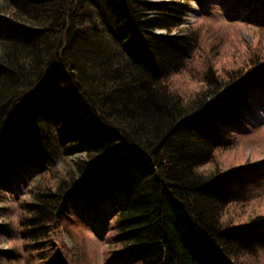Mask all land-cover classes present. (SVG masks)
Segmentation results:
<instances>
[{
	"label": "trees",
	"instance_id": "16d2710c",
	"mask_svg": "<svg viewBox=\"0 0 264 264\" xmlns=\"http://www.w3.org/2000/svg\"><path fill=\"white\" fill-rule=\"evenodd\" d=\"M163 1L0 0V203L19 201L26 247H53L90 200L121 264H258L264 213L246 209L264 160L218 157L264 98V58L224 75L205 63L181 93L173 76L191 69L197 30L171 33L191 3L264 33V0ZM8 212L0 241L14 234Z\"/></svg>",
	"mask_w": 264,
	"mask_h": 264
},
{
	"label": "rangeland",
	"instance_id": "374dc122",
	"mask_svg": "<svg viewBox=\"0 0 264 264\" xmlns=\"http://www.w3.org/2000/svg\"><path fill=\"white\" fill-rule=\"evenodd\" d=\"M161 2L163 0H154ZM163 2H166L163 1ZM193 12L184 17L183 25L172 34L184 35L197 30L196 51L190 61V70H184L173 76V83L181 93L196 90L198 83L192 75L200 76L205 63L212 64L213 73L224 75L232 68L247 63L254 51L258 50L264 58V33L244 27L240 23H232L228 15L229 8L215 3L207 8V12L198 10L195 3H191ZM158 35L165 31L155 32ZM200 47L199 51L197 49ZM197 78V77H196ZM264 100V99H263ZM248 114L245 130L236 134L241 146L226 152L218 157L223 162L234 164L236 160L251 162L264 160V104ZM237 156L238 158H235ZM240 160L238 162H240ZM227 164V163H226ZM264 183V181H263ZM252 199L250 208L246 211L264 213V184ZM9 210L8 219L14 230L11 239L1 238V249H15L16 256L11 260H2L0 264H120L113 260L117 245L111 244L113 231L112 223L106 227V218L101 205L94 206L80 203L78 210L71 212V219L64 220L63 224L51 236L53 247H45L42 252L34 247H26L19 237L20 227L17 219L20 213L19 201L11 195L5 196L0 203ZM258 264H264V246L259 248Z\"/></svg>",
	"mask_w": 264,
	"mask_h": 264
}]
</instances>
